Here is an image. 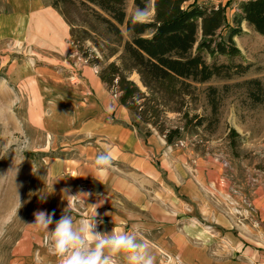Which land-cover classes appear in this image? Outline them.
I'll return each mask as SVG.
<instances>
[{"label": "crops", "instance_id": "0c3cea01", "mask_svg": "<svg viewBox=\"0 0 264 264\" xmlns=\"http://www.w3.org/2000/svg\"><path fill=\"white\" fill-rule=\"evenodd\" d=\"M236 1L237 11L246 0ZM70 29L52 0H0V52L7 44L37 63L22 91L32 100L30 123L53 153L43 160L40 195L47 200L40 198L33 213L54 210L58 220L67 207L62 189L88 193L85 205L71 210L76 225L103 199L97 230L136 232L156 264H264V176L231 187L229 162L138 130L94 68L72 75ZM106 150L113 163L105 178L94 161ZM33 213L14 247V264H59Z\"/></svg>", "mask_w": 264, "mask_h": 264}, {"label": "rangeland", "instance_id": "374dc122", "mask_svg": "<svg viewBox=\"0 0 264 264\" xmlns=\"http://www.w3.org/2000/svg\"><path fill=\"white\" fill-rule=\"evenodd\" d=\"M218 1L199 0V3L210 7ZM52 3L72 30V50L68 55L72 75L78 76L84 66L94 68L99 75L109 63L120 64L123 43L131 40L125 25L119 26L120 42L96 18L91 7L82 6L79 0H52ZM236 4V0H230L224 5L229 23L236 13ZM124 8L126 20L149 22L154 15L153 0L145 11L136 9L133 0H127ZM244 32L234 39L241 53L238 57L205 56L208 64L227 66L228 77L191 83L188 95L176 104H169L166 110H159L155 126L130 113L133 125L141 132L180 128L183 146H194L229 162L234 169L229 174L231 187L240 181L246 184L256 173L264 176V37L248 27H244ZM4 49L5 52H0V264H14V247L42 196L43 160L53 153L46 146L48 137L31 125L28 105L32 100L22 91L25 87L29 89L24 75L32 72L37 63L29 51L9 49L7 44ZM130 80L144 91L135 73ZM251 80L261 83V102L253 98L256 90L250 85ZM195 117L204 119L201 126L195 125ZM230 130H235L238 136L230 138Z\"/></svg>", "mask_w": 264, "mask_h": 264}, {"label": "trees", "instance_id": "16d2710c", "mask_svg": "<svg viewBox=\"0 0 264 264\" xmlns=\"http://www.w3.org/2000/svg\"><path fill=\"white\" fill-rule=\"evenodd\" d=\"M126 1L79 0L82 6L91 7L96 18L117 41H122L119 26L125 25L131 40L123 43L124 55L120 64L109 63L100 70L99 77L108 90L117 95L120 105L141 122L152 126L159 118V110H166L169 104H176L178 99L189 94L191 83L228 77L227 66L208 64L205 56L238 57L241 53L234 39L244 34L243 23L264 37V0L240 2L232 23L227 20L225 6L207 7L199 0H153L151 21L126 20ZM149 1L133 0V5L139 11H145ZM133 73L138 76L144 91L130 80ZM249 83L256 90L252 93L253 98L261 102L263 88L260 81ZM211 91L215 92L214 89ZM195 121L196 126H201L204 119L195 117ZM156 131L168 144H174L182 134L180 128ZM237 136L235 130H230V138Z\"/></svg>", "mask_w": 264, "mask_h": 264}, {"label": "clouds", "instance_id": "9594fccd", "mask_svg": "<svg viewBox=\"0 0 264 264\" xmlns=\"http://www.w3.org/2000/svg\"><path fill=\"white\" fill-rule=\"evenodd\" d=\"M112 153L106 150L96 156L95 172L105 178L112 167ZM52 191V188H51ZM68 189H62L67 200V207L58 220H54L55 211L37 210L33 213L35 223L52 238L53 253L58 258L59 264H156V257L151 252L148 243L140 238L136 232H127L119 228L112 229L109 233L98 231V225L103 221L97 219L96 211L103 203L91 205V215L82 219L76 225L71 210L77 204L85 205L89 194L77 193L69 195ZM42 201L47 200V195L41 196ZM104 215H109L105 213ZM55 228L49 231V226Z\"/></svg>", "mask_w": 264, "mask_h": 264}, {"label": "built area", "instance_id": "2783aa9c", "mask_svg": "<svg viewBox=\"0 0 264 264\" xmlns=\"http://www.w3.org/2000/svg\"><path fill=\"white\" fill-rule=\"evenodd\" d=\"M114 96H116V95H114ZM183 144H184L183 141H180V140L178 141V145L183 146Z\"/></svg>", "mask_w": 264, "mask_h": 264}]
</instances>
